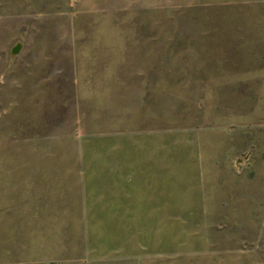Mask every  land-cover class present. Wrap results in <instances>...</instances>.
I'll list each match as a JSON object with an SVG mask.
<instances>
[{
    "label": "rangeland",
    "instance_id": "1",
    "mask_svg": "<svg viewBox=\"0 0 264 264\" xmlns=\"http://www.w3.org/2000/svg\"><path fill=\"white\" fill-rule=\"evenodd\" d=\"M0 264H264V0H0Z\"/></svg>",
    "mask_w": 264,
    "mask_h": 264
}]
</instances>
